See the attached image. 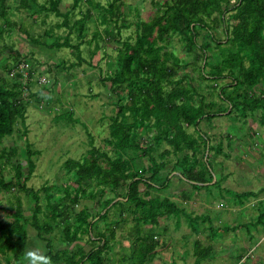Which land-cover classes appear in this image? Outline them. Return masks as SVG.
Returning a JSON list of instances; mask_svg holds the SVG:
<instances>
[{
    "label": "trees",
    "instance_id": "16d2710c",
    "mask_svg": "<svg viewBox=\"0 0 264 264\" xmlns=\"http://www.w3.org/2000/svg\"><path fill=\"white\" fill-rule=\"evenodd\" d=\"M5 1L0 0V39L16 26ZM61 1L45 0L40 4L38 0H19L15 7L45 19L52 16L61 20L55 27L65 28L68 33L52 42L49 46L52 50L72 49L78 54L80 40L90 24L95 27L89 45L99 40L105 42V39L121 43L120 32L133 28V39L128 37L121 43L113 73L101 80L109 83V94L115 97V101H108L115 107V115L110 117L108 137L103 139L113 157L89 142L91 149L82 159L67 161L64 164L67 182L60 188L42 190L48 222L41 225L39 196L26 188L35 168L31 157L39 153H31L26 141L27 178L24 179L23 166L18 163L8 182L0 171V195L22 193L31 201L32 208L25 215L27 208L14 195L9 202L10 209L3 208L0 201L3 214L0 218V264H31L25 259L29 229L34 230L39 240L47 242L44 236L55 228L62 233L63 245L68 248L52 253L48 243L49 251L40 257L41 260L47 257L54 264H109L105 253L111 250L110 241L116 244L113 241L123 227L129 231L131 253L122 255L121 262L150 264L159 253V231L155 232V228L160 229L159 220L174 217L178 225L179 217L186 214L182 203L189 200L187 194L181 192L183 202H175L170 199L175 196L172 189L180 191L186 186L199 189L210 186L213 181L209 160L222 154V142L211 145L210 138L199 128L201 122L214 119L221 112L211 110L210 105L224 102L228 115L239 112L244 124L248 114L253 116L259 112L260 123L264 126V0H159L162 4L151 19H140L136 10L137 17L132 24L120 10L121 0H108L103 5L96 0H72L70 10L65 12L60 10ZM80 1L88 7L79 13L78 20L71 22ZM95 12L99 13L95 16ZM217 30L220 40L216 38ZM74 33H77L76 46L70 43ZM43 35L50 37V32ZM175 43L183 50L181 57L175 52ZM8 55L9 63L2 66V70L11 80L7 83L0 75V147L13 135L17 125L22 128L20 135L27 132L26 105L25 101L20 102L21 88L29 92L30 87L36 85L32 82L34 79L37 84L40 78L50 81L45 75L47 68L44 71L34 68L31 58ZM77 57L80 65L81 58ZM22 62L30 65L26 77L20 71L15 72ZM62 111L66 112L54 116L55 122L72 114ZM189 129L192 132H188ZM141 130H145L147 136L151 131L155 134L148 141L144 137L139 139ZM140 143L145 148H140ZM15 155V148H10L8 153L0 148V161L4 160V164ZM171 155L176 158L173 165L170 164ZM224 158L228 156L225 154ZM142 160L148 164L143 165ZM168 165L171 168L162 181V173ZM171 176L179 183H173L171 192L160 197L155 189L168 188ZM156 179L159 183H155ZM53 191L61 195L55 196ZM108 194L119 198L120 208L117 218L110 221L113 199ZM252 196L253 192H246L240 199ZM82 200L90 202L92 209L83 207L77 212L76 207ZM128 214L132 225L125 218ZM263 216L258 217L256 227ZM197 219L187 220L191 231H197ZM145 227L150 228L144 230ZM160 231L165 233L166 229ZM262 233L264 235V228ZM85 236L90 243L88 250L78 244ZM73 244L76 248L69 249ZM199 248L201 244L194 242V249ZM204 250L198 254L207 256L210 248Z\"/></svg>",
    "mask_w": 264,
    "mask_h": 264
},
{
    "label": "rangeland",
    "instance_id": "374dc122",
    "mask_svg": "<svg viewBox=\"0 0 264 264\" xmlns=\"http://www.w3.org/2000/svg\"><path fill=\"white\" fill-rule=\"evenodd\" d=\"M96 1L102 5L105 1L108 2V0ZM18 2L19 0L5 1V5L11 9L9 10L11 21L16 26L0 39V75L7 83L11 80V76L9 77L2 70V66L9 63L8 54L12 53V58L17 57L16 55L26 59L31 58L30 61L34 62L33 67L40 68V71L47 68L45 75L50 81L45 78L44 87H40L35 79L32 81L36 84L30 87V94L33 96L30 95V99L25 102L24 124L27 132L25 135H20L22 128L17 125L13 135L2 142L1 147L7 153L10 152V148H15L16 155L11 157L9 163L4 164V160L0 161V171L8 182L13 178L14 166L18 163L23 166L22 173L26 179L28 174L25 165L28 155L26 141L30 145L31 153H39L31 157L35 168L26 182V188L32 189L39 196L41 208L39 222L44 225L48 222L45 217L48 210L42 190L60 188L67 182L64 168L67 161L82 159L91 149L89 142L92 143V147L101 148L113 157L110 148L104 145L103 139L108 137L110 117L115 115V107L109 105V99L115 101V97L111 98L109 94V83H102L101 80L103 81L106 76L113 73L121 43L128 37L133 39V28L120 32L121 43L104 38L105 42L99 40L89 45L95 27L90 24L85 30L84 38L80 40L78 54L72 49L52 50L49 48L52 42L55 39L64 38L68 33L65 28L55 27L61 23V20L52 16L45 19L30 13L27 9L16 10ZM38 2L41 4L45 0H38ZM121 2L123 6L120 10L131 24L137 17L136 10L140 19L146 21L154 16L156 8L162 4L159 0H152V2L151 0H121ZM71 6L72 0H62L60 10L65 12L70 10ZM87 7L86 3L80 1L73 12L71 22L78 20L79 13L85 12ZM97 13L99 12L94 13L95 16ZM48 31L50 37L44 36V32ZM217 32L216 38L220 40V31L217 30ZM73 36L75 37H72L70 43L76 46L77 33ZM96 45L98 50H95ZM174 48L177 56L181 57L183 50L180 44L175 43ZM78 55L81 58L80 65ZM224 95L228 93L224 92ZM57 100L60 103H57ZM226 108L224 102L211 104V110L216 109L221 112L214 119L205 120L199 125L200 130L210 138L211 145L222 142V154L215 160L211 158L209 160L213 181L210 186L199 189L188 186H180V191L172 189V195H175L170 198L172 201L181 203L183 201L180 200L179 194L181 192L187 194L189 200L186 201L187 203H182L186 214L179 217L178 225L174 217L159 220L160 229L155 228L156 233L159 231V253L150 264L171 262L174 264H264L262 233L264 216L259 221V226H255L259 220L258 217L264 215V126L260 123L259 112L253 116L251 113L248 114L247 123L244 124L243 119L238 116L239 112L234 111L232 115H228ZM62 109L71 111L72 114L67 115L68 118L63 121L55 122L54 116L66 112ZM188 132L192 130L189 129ZM145 133V130H141L138 138L144 137L148 141L155 134L154 131H151L150 136ZM226 134H229L232 139H227ZM139 146L142 149L145 148L144 144L140 143ZM225 154L228 158H224ZM169 159L170 164L173 165L175 156L171 155ZM140 162L143 165L148 164L146 160ZM171 165H168L166 171L162 173V181ZM170 178L171 183L168 188L155 189L159 191L160 197H165L171 192L173 183H179L176 179H172V176ZM214 181L217 183L212 185ZM157 182L159 183L158 179L155 183ZM246 192H253L254 196L246 200L240 199L241 194ZM13 193L0 195L1 206L5 209L12 208L9 202L14 195L22 202L24 208H27L25 215H28L32 208L31 201H28L22 193ZM53 193L55 196L61 195L55 191ZM108 195L113 199L111 204L113 206L108 217L110 221L117 218L120 208L117 202L119 198ZM83 207L91 210L92 204L82 200L76 207V211H80ZM2 217L3 214L0 213V218ZM125 218L128 224L132 225L131 215L128 214ZM190 218H198L197 231H191L192 226H189L187 221ZM149 228L145 227L144 230ZM164 228L165 233H161L160 230ZM128 232V229L123 227L113 241L116 244L110 241L111 250L105 253L109 264H131L128 260L126 263L120 260L122 255L129 256L131 253ZM44 238L47 242L39 240L34 230L29 229L25 259L31 264H45V262L54 264L47 257L43 260L40 258L49 251L46 248L48 243L52 253L68 248L63 245L62 233L57 228ZM82 239L83 241L78 244L85 243L87 247L84 248L88 250L90 246L88 237L85 236ZM196 241L201 244V248L197 250L194 249ZM208 248L210 251L207 256L204 253L198 254V252H205L204 249ZM69 249H71L70 246ZM195 254L198 255L195 257Z\"/></svg>",
    "mask_w": 264,
    "mask_h": 264
},
{
    "label": "built area",
    "instance_id": "2783aa9c",
    "mask_svg": "<svg viewBox=\"0 0 264 264\" xmlns=\"http://www.w3.org/2000/svg\"><path fill=\"white\" fill-rule=\"evenodd\" d=\"M30 69V65L28 63L22 62L19 66L18 70H15V72H22L21 74L26 77L28 76V70ZM45 78H40L38 84L39 85H45ZM23 82V81H22ZM30 99V91L28 92V89L25 87L21 88V100L22 101H28Z\"/></svg>",
    "mask_w": 264,
    "mask_h": 264
},
{
    "label": "crops",
    "instance_id": "0c3cea01",
    "mask_svg": "<svg viewBox=\"0 0 264 264\" xmlns=\"http://www.w3.org/2000/svg\"><path fill=\"white\" fill-rule=\"evenodd\" d=\"M225 137H226L227 139H230V140L232 139V137H230L229 134H226ZM229 146H230V145H229ZM78 243H80V242H78ZM80 245H81V244H80ZM83 246H84V247H87V246H85V243L83 244ZM70 247H71V250H72V249L74 248V244H73V245H70ZM84 249H85V248H84Z\"/></svg>",
    "mask_w": 264,
    "mask_h": 264
},
{
    "label": "clouds",
    "instance_id": "9594fccd",
    "mask_svg": "<svg viewBox=\"0 0 264 264\" xmlns=\"http://www.w3.org/2000/svg\"><path fill=\"white\" fill-rule=\"evenodd\" d=\"M20 102H24V101L20 100ZM45 264H46V262H45Z\"/></svg>",
    "mask_w": 264,
    "mask_h": 264
}]
</instances>
